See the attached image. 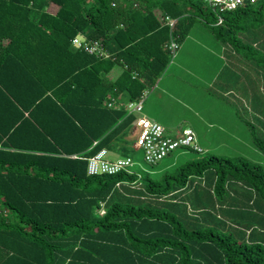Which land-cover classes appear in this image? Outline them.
Segmentation results:
<instances>
[{
    "label": "trees",
    "instance_id": "1",
    "mask_svg": "<svg viewBox=\"0 0 264 264\" xmlns=\"http://www.w3.org/2000/svg\"><path fill=\"white\" fill-rule=\"evenodd\" d=\"M220 16L206 0H0V264H264L261 165L209 156L158 177L87 174L134 120L108 103L138 101L193 25L264 52V0ZM76 37L102 40L109 58L72 48ZM237 183L245 209L234 194L213 202Z\"/></svg>",
    "mask_w": 264,
    "mask_h": 264
},
{
    "label": "rangeland",
    "instance_id": "2",
    "mask_svg": "<svg viewBox=\"0 0 264 264\" xmlns=\"http://www.w3.org/2000/svg\"><path fill=\"white\" fill-rule=\"evenodd\" d=\"M148 91L142 115L151 120L153 116L171 138L180 136L186 127L192 128L202 153L178 149L157 165H149L143 152L133 148L137 134L133 128L118 141L119 151L111 153L110 159L122 157L120 154L126 151L134 162L133 172H146L153 177L209 156L244 158L264 168V154L255 146L250 131L253 126L254 137L264 143V52L260 47L250 44L249 48L235 49L216 40L205 26L197 23ZM208 185L204 179H194L192 188L206 189L209 193ZM233 194L237 205L231 208L245 209L246 204L241 200L246 189L240 183L228 184L213 202ZM253 225L264 240V224Z\"/></svg>",
    "mask_w": 264,
    "mask_h": 264
},
{
    "label": "built area",
    "instance_id": "3",
    "mask_svg": "<svg viewBox=\"0 0 264 264\" xmlns=\"http://www.w3.org/2000/svg\"><path fill=\"white\" fill-rule=\"evenodd\" d=\"M257 1L258 0H206L207 4L215 10L218 15L217 25L221 24L222 21L220 14L233 11L242 6L245 2L255 4ZM157 18L161 24L168 25L169 28L173 30L176 23L174 20L160 13L157 14ZM71 46L97 59L109 58L102 40H86L76 37L71 41ZM167 48L171 53L177 50L178 46L174 38L167 45ZM113 103L114 101L110 102L108 107H113ZM142 106L143 97L138 101L126 102L125 109L128 113H137L141 115L134 121L137 134L135 142L133 143V148L143 152L144 160L147 164L157 165L161 160L178 149H190L197 153H202V149L196 144L195 134L190 128L183 129L180 136L171 138L167 135L166 129L161 124L141 114L143 109ZM111 153H113V151L104 148L94 156L88 158L87 174L89 176H112L121 172L131 174L134 166L133 160L129 156L123 155L117 159H110ZM73 158H76V156H73Z\"/></svg>",
    "mask_w": 264,
    "mask_h": 264
},
{
    "label": "crops",
    "instance_id": "4",
    "mask_svg": "<svg viewBox=\"0 0 264 264\" xmlns=\"http://www.w3.org/2000/svg\"><path fill=\"white\" fill-rule=\"evenodd\" d=\"M186 38V37H185ZM184 38V39H185ZM108 59V58H107ZM123 69L124 68H121V67H119V66H116V67H114L112 70H111V72L108 74V78H109V80H111V81H115L116 79H118V77L121 75V73H122V71H123ZM149 89V88H148ZM148 89H146V91L142 94V96L141 97H143V101L145 100V98H146V95H148L149 94V91H148ZM140 100V99H139ZM112 101H114V103H113V107H111L112 109H114V108H120V107H124V109L126 108L125 107V104H126V102H134V101H129V98L127 97V95L125 94V93H123V94H121V95H119V97L117 98V99H114V100H112ZM111 101V102H112ZM109 104V103H108ZM109 108V107H108ZM126 110V109H125ZM144 109H142V111H143ZM127 112V111H126ZM128 113V112H127ZM128 114H131L132 116H133V118H134V120H133V122H132V125H130L129 126V128L126 130V131H131V129H133V128H135L136 130H137V128H136V126H135V124H134V121L138 118V114L137 113H128ZM142 114V113H141ZM145 116V115H144ZM150 116H152V115H150ZM149 116V117H150ZM147 117V116H146ZM151 118H153L154 120H156L153 116L151 117ZM153 120V121H154ZM186 128H190V127H186ZM185 128V129H186ZM192 131H193V129L192 128H190ZM137 132V131H136ZM194 132V131H193ZM124 134L125 133H123V135L122 136H120L118 139H117V141H116V143L118 144V141L121 139V138H123L124 137ZM194 134H195V132H194ZM178 137V136H177ZM196 137H198L196 134H195V141H196ZM133 138H134V134H133ZM131 139H132V137H131ZM118 147H119V145H118ZM118 151H119V149H117ZM116 150V151H117Z\"/></svg>",
    "mask_w": 264,
    "mask_h": 264
}]
</instances>
